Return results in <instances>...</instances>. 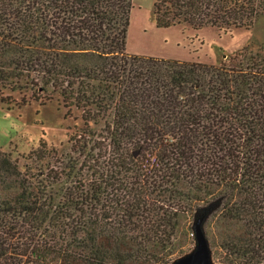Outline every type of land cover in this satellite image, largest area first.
Here are the masks:
<instances>
[{"label": "trees", "instance_id": "obj_1", "mask_svg": "<svg viewBox=\"0 0 264 264\" xmlns=\"http://www.w3.org/2000/svg\"><path fill=\"white\" fill-rule=\"evenodd\" d=\"M131 1L0 0V102L58 95L82 120L55 168L43 141L22 168L0 150V264H167L180 216L218 226L219 264H264L263 49L218 66L130 55ZM153 14L228 32L264 0H156Z\"/></svg>", "mask_w": 264, "mask_h": 264}, {"label": "rangeland", "instance_id": "obj_2", "mask_svg": "<svg viewBox=\"0 0 264 264\" xmlns=\"http://www.w3.org/2000/svg\"><path fill=\"white\" fill-rule=\"evenodd\" d=\"M155 2L131 1L126 35V52L130 55L218 66L226 58L246 48L251 54H257L260 48L264 52V15L259 16L250 29L238 28L228 32L213 27L194 29L180 25L159 28L153 14ZM21 92L5 91V95H10L14 102H0V150L9 153L12 160H17L22 168L27 162L25 158L38 147L39 141H43L47 148L58 151L51 161L44 162V166L55 168V161L62 159L60 154H67V159L71 154L68 141L82 128L81 112L72 108L70 115L66 116L67 111L58 95L44 106L28 102L18 108L14 103H19L24 94L26 98L30 95L28 90ZM197 220V217H178L171 244L166 249L167 264H175L196 251ZM217 229L218 226L209 230L207 227L202 229L204 237L207 235L210 239L207 244L211 264H219L224 257L221 250L212 248L211 240H219Z\"/></svg>", "mask_w": 264, "mask_h": 264}, {"label": "water", "instance_id": "obj_3", "mask_svg": "<svg viewBox=\"0 0 264 264\" xmlns=\"http://www.w3.org/2000/svg\"><path fill=\"white\" fill-rule=\"evenodd\" d=\"M197 249L194 253L180 259L175 264H211L209 261V248L200 227V220L195 224Z\"/></svg>", "mask_w": 264, "mask_h": 264}]
</instances>
